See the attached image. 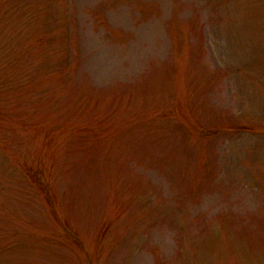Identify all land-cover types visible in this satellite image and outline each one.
<instances>
[{
	"label": "rangeland",
	"instance_id": "obj_1",
	"mask_svg": "<svg viewBox=\"0 0 264 264\" xmlns=\"http://www.w3.org/2000/svg\"><path fill=\"white\" fill-rule=\"evenodd\" d=\"M0 264H264V0H0Z\"/></svg>",
	"mask_w": 264,
	"mask_h": 264
}]
</instances>
